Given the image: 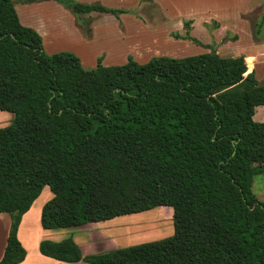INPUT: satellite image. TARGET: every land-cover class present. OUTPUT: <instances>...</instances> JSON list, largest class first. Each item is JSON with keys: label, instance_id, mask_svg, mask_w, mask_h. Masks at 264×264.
Returning a JSON list of instances; mask_svg holds the SVG:
<instances>
[{"label": "trees", "instance_id": "16d2710c", "mask_svg": "<svg viewBox=\"0 0 264 264\" xmlns=\"http://www.w3.org/2000/svg\"><path fill=\"white\" fill-rule=\"evenodd\" d=\"M54 1L78 24L84 12H122ZM261 29L264 11L253 34ZM251 68L247 57L215 50L113 65L98 58L85 68L70 51L46 53L14 1L0 0V110L13 114L0 127V212L10 215L0 264L24 259L18 225L46 185L45 229L169 206L173 233L85 256L71 236L41 240L43 255L89 264H264V202L252 191L264 172V122L253 119L264 81Z\"/></svg>", "mask_w": 264, "mask_h": 264}, {"label": "rangeland", "instance_id": "374dc122", "mask_svg": "<svg viewBox=\"0 0 264 264\" xmlns=\"http://www.w3.org/2000/svg\"><path fill=\"white\" fill-rule=\"evenodd\" d=\"M13 1L20 22L34 28L41 35L43 49L46 53L70 51L79 57L85 68L94 67L98 58H101V63L104 65H113L126 62L128 57L139 62H146L158 55L182 57L210 50L217 51L218 48H221L217 52L221 56H232L235 50L234 43L231 41L234 38L232 32H224L221 28L214 33L218 26L216 20L213 19L216 14L214 10L180 11L174 9L182 14H192L188 17L193 20L194 34H190L191 21L189 19L186 20L189 21L188 28L184 26L185 21H182L181 28L174 30L173 26L176 24L170 25L163 12L164 7L172 9L174 3L171 0H160L161 3L156 0H75L80 3L100 4L107 8L122 10L114 14L99 11L84 12L79 17V24L75 15L57 1L47 0L36 3H27L23 0ZM168 1L173 5L167 3ZM263 11L264 9H256L252 15L247 13L243 17L248 22H258ZM160 23L170 26L160 28L158 26ZM195 25L197 27L199 25L200 29ZM263 31L261 29V32ZM187 32L200 42L184 39L187 43L189 41L190 45H188L181 43L180 39L183 38L174 36V34L185 35ZM259 81L263 82L264 78L260 77ZM1 112L5 113L0 114V127H3L10 124L13 114L8 111ZM253 119L264 122V105L255 107ZM48 190L52 193L50 188ZM252 191L260 201L264 202V172L254 176ZM41 197L46 199L47 194L43 192ZM172 213L173 210L169 206H157L143 212L90 224L92 225L90 227H93L112 223L106 229L121 232L108 237L110 241H106L99 247L95 245L87 249L82 243L83 252L88 255L106 250L111 243L115 245L114 241L119 247H123L169 236L173 233ZM80 227L85 229L89 226ZM78 264L89 263L87 260H81Z\"/></svg>", "mask_w": 264, "mask_h": 264}, {"label": "crops", "instance_id": "0c3cea01", "mask_svg": "<svg viewBox=\"0 0 264 264\" xmlns=\"http://www.w3.org/2000/svg\"><path fill=\"white\" fill-rule=\"evenodd\" d=\"M47 1V0H43ZM54 1V0H53ZM158 3H161L160 0H156ZM174 5L172 9H167L164 7V14L166 16L167 21L170 25L173 26L174 30H178L182 26V21L190 20V34H194V26L193 20H191L188 16L192 14H182L175 10L180 11H194L197 9H210L214 10L216 13L213 16V19L216 20L217 30L214 33L218 32L219 29H223L224 32H232V36L234 37L231 41H233L235 50H233L234 54L232 56L243 55L244 58H248L250 61V65L252 68L249 70H254L256 78L259 80L260 77L264 78V31L256 36L253 34V22H248L243 16L245 14L252 15L254 10L263 9L264 0H171ZM35 2H27V3H36ZM179 4V5H178ZM198 6V7H196ZM175 9V10H174ZM230 16V17H229ZM228 17V18H227ZM228 20V22H227ZM166 21V22H167ZM170 25H164V23H160L158 25L160 28L168 27ZM196 28L200 29V26L195 25ZM192 27V28H191ZM228 28V29H226ZM204 29V28H202ZM225 29V30H224ZM230 29V30H229ZM264 30V29H263ZM219 37V35L217 36ZM216 37V40H217ZM171 40H175L171 38ZM181 43L190 45L185 42L186 40L180 39ZM43 42V40H42ZM191 42V41H190ZM221 48L217 49L216 52L220 51ZM219 54V53H218ZM220 55V54H219ZM187 56V55H185ZM5 111V110H0ZM4 115V112L0 113ZM254 116V115H253ZM48 186H44L41 194L44 192L47 194L46 199L41 197V194L32 202L29 209L24 212L21 216L18 229H17V238L20 241L22 247L26 251V255L24 259L16 264H78V262H68L63 260H58L46 255H43L39 251V242L41 240H52L58 241L65 237L71 236L73 240L80 246L83 255V248L91 249L95 245L99 247L101 244H104L106 241H110V238L114 235L120 233V230H107L106 227L111 224L104 225H92L95 223H86L83 226H89L85 229L80 226L73 227L75 229H45L41 226L40 216L41 209L43 204L47 199L52 197V193L49 192ZM114 219V218H112ZM110 220V219H109ZM106 221V220H105ZM101 222V221H100ZM98 224V223H97ZM10 228V215L7 212H0V259L2 257L6 240L8 236ZM118 229V228H116ZM97 242V243H96ZM82 243L84 244L82 246ZM96 243V244H95ZM115 245H110L109 248L119 247V245L114 241Z\"/></svg>", "mask_w": 264, "mask_h": 264}]
</instances>
